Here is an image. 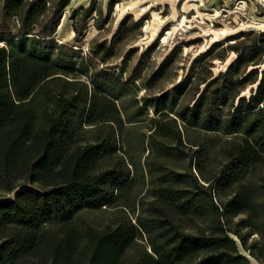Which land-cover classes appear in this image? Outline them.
<instances>
[{
  "label": "trees",
  "instance_id": "trees-1",
  "mask_svg": "<svg viewBox=\"0 0 264 264\" xmlns=\"http://www.w3.org/2000/svg\"><path fill=\"white\" fill-rule=\"evenodd\" d=\"M34 2L0 10V264H264V30L195 59L234 53L192 106L144 98L141 131L117 77L40 50Z\"/></svg>",
  "mask_w": 264,
  "mask_h": 264
},
{
  "label": "rangeland",
  "instance_id": "rangeland-1",
  "mask_svg": "<svg viewBox=\"0 0 264 264\" xmlns=\"http://www.w3.org/2000/svg\"><path fill=\"white\" fill-rule=\"evenodd\" d=\"M31 1L35 9L44 10L32 27L33 35L52 30V43H40V50L51 57L61 50L64 59L73 54L77 62L87 64L91 76L117 77L126 94L125 101L118 102L125 108L123 118L144 107L138 118L147 120L137 123L141 131L157 117L144 106V98L171 92L186 82L177 102L192 106L197 90L203 88L194 79L196 74L201 78L210 70L216 76L234 53L211 64L208 57L198 63L195 59L217 43H232L228 39L234 34L264 25V0H24ZM8 24L15 31L20 22L12 17ZM78 76L89 83L88 77Z\"/></svg>",
  "mask_w": 264,
  "mask_h": 264
},
{
  "label": "water",
  "instance_id": "water-1",
  "mask_svg": "<svg viewBox=\"0 0 264 264\" xmlns=\"http://www.w3.org/2000/svg\"><path fill=\"white\" fill-rule=\"evenodd\" d=\"M254 28L256 29V30H264V25L263 24H256L255 26H254Z\"/></svg>",
  "mask_w": 264,
  "mask_h": 264
}]
</instances>
